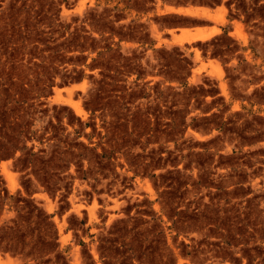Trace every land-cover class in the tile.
I'll list each match as a JSON object with an SVG mask.
<instances>
[{
  "label": "rangeland",
  "instance_id": "1",
  "mask_svg": "<svg viewBox=\"0 0 264 264\" xmlns=\"http://www.w3.org/2000/svg\"><path fill=\"white\" fill-rule=\"evenodd\" d=\"M136 1L0 0V264H264V0Z\"/></svg>",
  "mask_w": 264,
  "mask_h": 264
},
{
  "label": "bare ground",
  "instance_id": "2",
  "mask_svg": "<svg viewBox=\"0 0 264 264\" xmlns=\"http://www.w3.org/2000/svg\"><path fill=\"white\" fill-rule=\"evenodd\" d=\"M172 9V8H171ZM173 10H176L178 12H185V13H196V11H194L193 9L191 8H188V7H185V8H178V9H173ZM201 10V9H200ZM198 11V10H197ZM203 13V12H202ZM197 29V28H196ZM194 32V31H193ZM189 33L188 30L186 29H182L181 30V35L180 37L181 38H187L188 40L190 39H196V38H199V39H205L207 37H209L213 32H211L210 34L209 33H205L204 30H201V29H197L196 32L194 33ZM186 33H189V34H186ZM186 40V39H185Z\"/></svg>",
  "mask_w": 264,
  "mask_h": 264
},
{
  "label": "trees",
  "instance_id": "3",
  "mask_svg": "<svg viewBox=\"0 0 264 264\" xmlns=\"http://www.w3.org/2000/svg\"><path fill=\"white\" fill-rule=\"evenodd\" d=\"M145 2H146V0H137L136 3H135L134 8L137 11H139V10H144V12L147 11V8L145 7ZM160 16H162L163 18H167V17H170V16H176V13H174V12H168V13L161 14ZM167 25L173 26L174 24H167ZM146 35H144V36H146ZM129 37L131 39L135 38V36L133 34H129ZM142 39H143V36L137 37V41L138 42H141ZM215 39H217V37H214L212 40H215ZM222 53H223V50L219 48V49L214 50L211 53V56H215L216 57V56H218L219 54H222Z\"/></svg>",
  "mask_w": 264,
  "mask_h": 264
},
{
  "label": "crops",
  "instance_id": "4",
  "mask_svg": "<svg viewBox=\"0 0 264 264\" xmlns=\"http://www.w3.org/2000/svg\"><path fill=\"white\" fill-rule=\"evenodd\" d=\"M174 8H176V9H177V7H174Z\"/></svg>",
  "mask_w": 264,
  "mask_h": 264
}]
</instances>
